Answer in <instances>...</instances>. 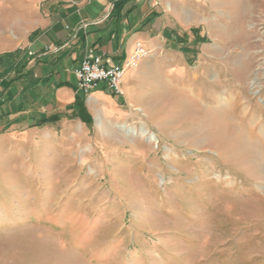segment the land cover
I'll use <instances>...</instances> for the list:
<instances>
[{
	"label": "rangeland",
	"instance_id": "rangeland-1",
	"mask_svg": "<svg viewBox=\"0 0 264 264\" xmlns=\"http://www.w3.org/2000/svg\"><path fill=\"white\" fill-rule=\"evenodd\" d=\"M223 1L211 74L12 174L0 264H264V0Z\"/></svg>",
	"mask_w": 264,
	"mask_h": 264
},
{
	"label": "crops",
	"instance_id": "crops-1",
	"mask_svg": "<svg viewBox=\"0 0 264 264\" xmlns=\"http://www.w3.org/2000/svg\"><path fill=\"white\" fill-rule=\"evenodd\" d=\"M223 2L0 0V189L12 188V174L25 173L27 159L60 150L61 127L75 143V119L88 129L100 117L116 121L126 110L148 109L158 87L183 79L193 88L211 74L202 63L215 59L210 45L219 49L208 41L209 21ZM137 41L149 53L125 71L121 95L103 82L89 95L77 88L74 70L87 48L114 65Z\"/></svg>",
	"mask_w": 264,
	"mask_h": 264
},
{
	"label": "built area",
	"instance_id": "built-area-1",
	"mask_svg": "<svg viewBox=\"0 0 264 264\" xmlns=\"http://www.w3.org/2000/svg\"><path fill=\"white\" fill-rule=\"evenodd\" d=\"M149 51L137 41L130 55L120 64L103 65L100 56L92 48H87L79 66L74 70L77 88L89 95L99 83L114 95H121V82L127 69L134 68L148 55Z\"/></svg>",
	"mask_w": 264,
	"mask_h": 264
},
{
	"label": "bare ground",
	"instance_id": "bare-ground-1",
	"mask_svg": "<svg viewBox=\"0 0 264 264\" xmlns=\"http://www.w3.org/2000/svg\"><path fill=\"white\" fill-rule=\"evenodd\" d=\"M141 132H142V135H144L147 131L145 129H142ZM150 140L156 141V137L154 134H150Z\"/></svg>",
	"mask_w": 264,
	"mask_h": 264
}]
</instances>
